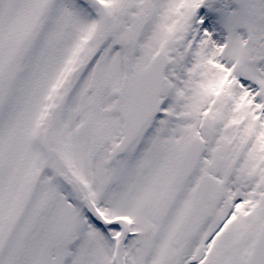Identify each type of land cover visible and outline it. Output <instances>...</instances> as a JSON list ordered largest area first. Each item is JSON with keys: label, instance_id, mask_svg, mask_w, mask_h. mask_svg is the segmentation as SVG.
Masks as SVG:
<instances>
[{"label": "snow or ice", "instance_id": "obj_1", "mask_svg": "<svg viewBox=\"0 0 264 264\" xmlns=\"http://www.w3.org/2000/svg\"><path fill=\"white\" fill-rule=\"evenodd\" d=\"M0 264H264V0H0Z\"/></svg>", "mask_w": 264, "mask_h": 264}]
</instances>
